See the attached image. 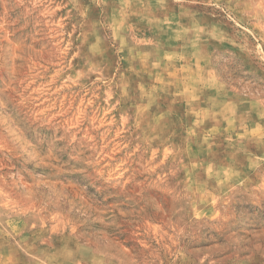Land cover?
Segmentation results:
<instances>
[{"label": "rangeland", "instance_id": "374dc122", "mask_svg": "<svg viewBox=\"0 0 264 264\" xmlns=\"http://www.w3.org/2000/svg\"><path fill=\"white\" fill-rule=\"evenodd\" d=\"M0 264H264V0H0Z\"/></svg>", "mask_w": 264, "mask_h": 264}]
</instances>
